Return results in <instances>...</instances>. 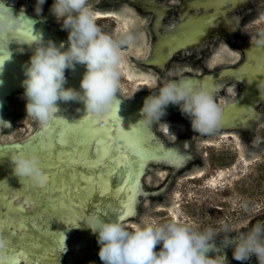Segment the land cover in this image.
I'll use <instances>...</instances> for the list:
<instances>
[{
  "label": "water",
  "instance_id": "1",
  "mask_svg": "<svg viewBox=\"0 0 264 264\" xmlns=\"http://www.w3.org/2000/svg\"><path fill=\"white\" fill-rule=\"evenodd\" d=\"M28 1L30 6L11 0L35 15L10 5L17 15L23 11L24 25L31 21L27 31L36 39L28 38L23 25L20 34L0 43V51L7 57L0 71V220L4 225L0 234L9 242L5 264H33L34 256L40 257L38 264H61L50 237L57 238L61 248L68 245L76 249L75 257L69 254L70 264H75L90 253L87 242L100 249L98 234L84 220L93 214L102 219L119 217L128 210L125 205H130L132 213L123 220L129 230L175 219L201 228H218L226 222L236 230L246 231L258 220H264V44L258 43L264 39V0H163L160 4L157 0L141 1L147 11L154 13L152 30L147 25L152 22L151 13L141 17L134 6L128 5L120 10H94V5L102 0H88L91 9L99 14L96 22L104 33L119 37L132 32L142 34V38L136 47L122 49L118 92L121 103L115 106L114 114L97 123L93 118L84 119L87 111L82 102H58L61 111L56 115L65 120L53 122L48 132L27 117L25 68L39 38L45 44L52 41L57 47L63 42V51L68 47L67 33L62 24L55 23L57 19L50 11L54 0H45L40 17L35 12L37 0ZM122 1L135 4L137 0ZM253 8L259 12L257 19L243 21L241 26L243 14ZM242 32L246 33V42L241 41ZM148 38L152 39L150 44ZM229 38L239 43L238 47H226L221 41ZM213 39L220 46L214 47L217 49L211 57H204L208 67L200 65L203 74L182 76L212 91L222 108L220 128L211 135L195 133L191 142L188 137L193 130L186 122H167L174 117L186 120L176 105L167 107L160 121L163 124L140 123L145 98L158 94V87L168 78L180 77V67L195 72L194 55L204 53ZM182 58L188 61L182 62ZM169 62L172 66L166 70ZM86 70L80 64L75 70H66L65 87L82 91L80 83ZM236 81L240 84L235 85ZM10 98L21 117L15 116L10 128L5 129L4 124H9L6 111L11 107ZM80 124L83 126L77 131L67 132V145L56 143L62 129ZM131 129H141L139 138L149 149L142 163L132 154L133 146L120 139L127 137ZM97 141L109 153L107 157L103 152L97 156ZM49 142L56 146L50 151L38 150L42 143ZM183 144L187 148L183 149ZM161 146L173 151L161 152ZM19 151L39 153L42 166L51 177L46 189L33 187L27 181L23 185L14 175L11 153ZM125 155L129 160H124ZM177 155L183 158L177 159ZM100 159L103 163H99ZM117 161L130 164V169L118 167ZM200 165L189 171V166L192 169ZM129 170L132 180L125 184ZM77 233L83 241L76 239ZM15 238L19 239L18 244L14 243ZM216 244L227 264H259L255 255L244 262L235 260V245L223 247L222 236ZM209 255L215 257L217 253Z\"/></svg>",
  "mask_w": 264,
  "mask_h": 264
},
{
  "label": "clouds",
  "instance_id": "2",
  "mask_svg": "<svg viewBox=\"0 0 264 264\" xmlns=\"http://www.w3.org/2000/svg\"><path fill=\"white\" fill-rule=\"evenodd\" d=\"M44 3L45 0H37V15L41 14ZM50 11L68 31V47L62 51L63 42L57 47L52 41L45 44L41 38L33 46L35 51L25 68L23 81L27 117L47 128L64 119L56 115L61 111L58 102L79 101L87 111L84 119H102L121 103L118 92L122 49L136 47L142 34L125 32L113 37L104 33L88 0H54ZM24 21L23 11L17 15L8 0H0V37L20 30ZM258 43L264 44V39ZM77 64L87 69L80 83L82 91L65 87L66 70H75ZM2 68L3 64L0 71ZM169 105L179 106L195 133L211 135L221 126L222 108L212 91L183 76L167 79L158 87V94L145 98L140 123L163 124L160 121ZM11 162L14 175L23 185L27 181L36 188L47 186L49 178L38 152H12ZM84 221L98 234L99 258L103 264H227L226 256L219 254L221 249L216 244L221 236L223 247L235 245V260L244 262L255 255L259 264H264V220H258L246 231L236 230L226 222L218 228H201L192 222L171 219L129 230L118 217L102 219L93 214ZM8 243L0 234V259L6 258ZM210 252L217 255L212 257Z\"/></svg>",
  "mask_w": 264,
  "mask_h": 264
},
{
  "label": "flooded vegetation",
  "instance_id": "3",
  "mask_svg": "<svg viewBox=\"0 0 264 264\" xmlns=\"http://www.w3.org/2000/svg\"><path fill=\"white\" fill-rule=\"evenodd\" d=\"M26 6H30V2L28 1V0H21ZM137 1H139V2H137ZM136 1V3L134 4V2H128V1H122V0H118V1H114V0H102V1H100V2H98V3H96L94 6H95V8H94V10H120L121 8H123V7H126L125 5H128V6H134L135 8H136V10L138 11V13H139V15L142 17H144L145 15H147V14H152V17H153V19H152V22L151 23H148L147 25H148V27L150 28L151 27V30H152V27H153V23H154V13H152V12H150V11H147L146 10V7H144L141 3L143 2H146V0H137ZM142 1V2H141ZM158 1V3L159 2H163V0H157ZM8 3L9 4H13V5H15V6H17L19 9H21V10H25L26 12H28V13H30V14H33L28 8H23V7H19L18 6V4H14V3H12L11 2V0H8ZM160 4V3H159ZM171 4V3H170ZM33 15H35V14H33ZM258 15H259V12H258V10L257 9H255V8H253V9H251V11H250V13H246V14H243V16H242V22H241V26H242V23H243V21L244 22H246V21H248V20H255V19H257V17H258ZM36 16H38V15H36ZM38 17H40V16H38ZM42 18V17H41ZM44 20H46L45 18H43ZM99 19H103V18H99ZM106 19V18H105ZM175 21V20H174ZM52 22V21H51ZM55 23H60V22H55ZM61 24V23H60ZM169 25H172V24H169ZM145 30V29H144ZM264 30V29H263ZM64 31L67 33V35L69 34L68 33V31L67 30H65L64 29ZM262 31V30H261ZM260 31V32H261ZM259 32V33H260ZM145 34L147 35V32L145 31ZM245 32H242V40L241 41H244V42H246L245 41ZM66 35V34H65ZM67 35H66V39H67V42H68V37H67ZM154 34L152 33V36H153ZM152 39H153V37H152ZM152 39L150 40L149 38H148V40H149V44L151 43V41H152ZM257 40V37L255 38V39H253V41H251V42H254V41H256ZM221 41H223V43L224 44H226V45H228V46H230V47H238V45H239V43H236V41L233 39V38H229V39H223V40H221ZM239 41V40H238ZM237 41V42H238ZM213 44L211 45L210 44V47L207 49V50H204V53H202L199 57H197V53L194 55L195 56V58H193V66H194V69H196V71L195 72H192L191 73V71H188V70H186V69H184V70H182L181 68L182 67H180V70H179V67L178 66H175V69L177 70H179V72H181V71H183L182 72V74L180 75V77L182 76V75H186L187 73L188 74H199V75H201V74H203V72L204 71H200V69H201V67H200V65H202L203 67H208V65H207V58H205L204 59V57H211L212 55H213V53H214V50L215 49H217V47H219L220 46V42L219 41H216V40H214L213 39ZM249 43V42H248ZM215 46H217L216 48H214ZM222 46V45H221ZM237 50V49H236ZM241 50V49H240ZM209 51V52H208ZM239 51V50H238ZM133 57H134V55H132ZM185 57H187V56H185ZM243 57V55L241 56V58ZM188 58V57H187ZM187 58H182V62H186V61H188L187 60ZM240 58V59H241ZM226 65H227V63H225ZM231 64V63H230ZM172 66V62H169V64L167 65V69L166 70H168L170 67ZM152 68V67H151ZM200 68V69H199ZM158 71H159V69H157ZM165 70V71H166ZM145 71V70H144ZM147 72V71H146ZM149 72V71H148ZM160 72V71H159ZM176 78V77H175ZM168 79H174V78H168ZM231 82V81H230ZM232 82H235V81H232ZM240 83L239 82H237L236 81V83H235V85H239ZM234 85V84H233ZM236 87V86H235ZM10 105H11V107H9L8 109H7V114H6V116L9 118V124H8V126L9 125H11V123L13 122V120H14V118H15V116H17L18 115V117H21L20 116V114L15 110V108H14V106L12 105V100H11V98H10ZM14 114V115H13ZM186 117V116H185ZM181 120H183L184 122H186V124H187V126L189 125L190 127H191V122H190V120L186 117V120L185 119H179V117H174V118H172V119H169V120H167V122L169 123V122H171V121H181ZM7 124V123H6ZM8 126H6V125H4V127H5V129H8V128H10V127H8ZM189 127V128H190ZM191 135L188 137V139H190V141L192 142V137L193 136H195V132L193 133V132H191L190 133ZM198 134V133H197ZM201 136V135H200ZM18 140V139H17ZM2 142H6V141H4V140H1ZM14 141H16V140H14ZM176 141H179V140H177L176 139ZM180 143H182L181 141H179ZM211 146V145H210ZM182 147H183V149H185V148H187V147H185V145L183 144L182 145ZM185 147V148H184ZM193 151V150H192ZM194 152V151H193ZM3 160V159H2ZM191 161H193V160H191ZM4 163H6V161L5 160H3V164ZM5 166V165H4ZM199 167H202V165H200V166H195L194 168H192L191 169V166H189L188 168H189V171L191 170H195V169H197V168H199ZM188 171V172H189ZM174 172H175V170H174ZM173 174V173H172ZM213 175V174H212ZM174 176V175H173ZM211 176V175H210ZM5 177V176H4ZM195 178H200V177H195ZM163 185V184H162ZM3 236H5V235H3ZM6 237V236H5ZM7 238V237H6ZM53 238V239H52ZM76 239H79L80 241H83V236H81V235H79L78 233H77V237H76ZM19 239L18 238H15V242L14 243H16V244H18L17 243V241H18ZM50 240H54L51 244L53 245V247H54V249H55V245H56V249L58 250V252H57V255L55 256L56 258H58V263H61V264H70V255L69 254H71L72 256H74L75 257V255H77L78 254V252L76 251V249L75 248H73V247H69L68 245H62L63 246V248H61V246L59 245V243H58V241H57V238H54V237H50ZM49 240V241H50ZM66 242H68L69 243V241L67 240ZM14 243H12V244H14ZM67 243V244H68ZM88 244V246H89V251H90V253H88L87 254V256L86 255H84V253H83V255L84 256H82V257H80L79 259H77L76 260V262H75V264H103V262L100 260V258H99V250L100 249H98L97 247H95L93 244H92V242L91 241H89V242H87ZM85 244V243H84ZM81 245H83V243L81 244ZM80 245V246H81ZM19 246V245H18ZM15 247V246H14ZM82 247V251H84V248H83V246H81ZM65 248V249H64ZM18 249H19V247H18ZM157 249H159V248H157ZM87 251V250H86ZM55 252H52V254H54ZM39 256H41V254H39ZM32 258H34L33 260V264H38L36 261L40 258V257H38V256H34V257H32ZM38 258V259H37ZM40 264H43V263H40ZM45 264H48V263H45Z\"/></svg>",
  "mask_w": 264,
  "mask_h": 264
},
{
  "label": "snow or ice",
  "instance_id": "4",
  "mask_svg": "<svg viewBox=\"0 0 264 264\" xmlns=\"http://www.w3.org/2000/svg\"><path fill=\"white\" fill-rule=\"evenodd\" d=\"M99 15V14H97ZM31 27V21H26L25 25H24V30H25V34L28 35V38L29 39H36V37L34 35H32L30 32L27 31V29H30ZM21 32V29L16 31V32H13V33H9L7 36L5 37H0V43H3L4 41H6L7 39L11 38L12 36H15V35H18L20 34ZM0 65H2L4 63L5 60H7V57L3 55V52L0 51ZM115 112V106L113 107L112 111L108 114L109 116H112ZM87 119H92L91 117H88ZM119 119V118H117ZM97 123L100 122V120H97L96 121ZM83 125L80 124V125H76V126H73L71 129H67V130H64L62 129L58 134H57V138H56V143H58L59 145L61 146H65L67 145L68 143V140H67V132L68 131H77L79 128H81ZM51 128V125L47 128H45V132H48ZM129 132V135L127 137H121L120 139L126 143V144H129L131 146H133L131 148V151H132V154L137 157V159L142 163V157L143 155L149 151V149H147L144 144L141 142L140 140V132H141V129H131V131H128ZM109 138L111 139V133H109ZM97 144V156H100L101 155V152H103L104 154V157H107L109 155L108 152H104V148H103V145L101 144V142L97 141L96 142ZM56 146V144H53L51 142L49 143H42L40 145V148L38 149L39 151H50L51 149H53L54 147ZM160 151L161 152H164V151H169V152H172L173 150H166L163 148V146H161L160 148ZM177 159H182L183 157L180 156V155H177L176 157ZM124 160L127 161L129 160V157L127 155L124 156ZM99 163H103V159H100L99 160ZM117 166L118 167H128L130 169L131 165L128 164V165H124L122 161H117ZM48 175V178H49V182L51 180V177L49 174ZM127 179L124 181L125 184L128 183V181L132 180V173L131 171H127L125 173ZM48 182V184H49ZM48 184L47 186H45L44 188H38V189H41V190H44L48 187ZM126 209H128L127 211H124L122 212L120 215H119V219L120 220H124L127 216L131 215V210H130V205H125L124 206ZM3 221L0 220V233L3 232ZM0 264H5V258L4 259H0Z\"/></svg>",
  "mask_w": 264,
  "mask_h": 264
}]
</instances>
